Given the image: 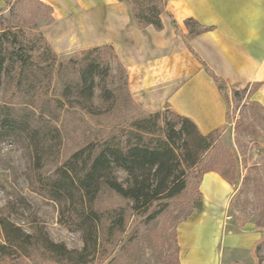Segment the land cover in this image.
Segmentation results:
<instances>
[{
	"label": "trees",
	"instance_id": "1",
	"mask_svg": "<svg viewBox=\"0 0 264 264\" xmlns=\"http://www.w3.org/2000/svg\"><path fill=\"white\" fill-rule=\"evenodd\" d=\"M129 1L140 27L162 28L161 14L168 0H161L159 5L155 0ZM185 24L197 25L192 19H186ZM8 35L0 32V164L3 144H18L29 161L31 191L58 204L60 221L80 231L83 246L68 248L42 229L26 231L0 212V261L38 252L58 264H88L100 245L104 223L94 207L100 192L110 189L131 199L134 210L143 211L154 200L180 195L186 189V172L198 166L218 129L203 134L191 119L165 105L162 110L131 120L118 134L98 143L89 142L60 160L61 130L51 121L57 110L74 104L90 115H101L113 107L116 93L122 90L106 88L108 62L101 63L97 56L102 49L112 48L96 46L59 60L47 42L40 48L25 49L16 35L12 40ZM42 40L40 36L38 41ZM211 77L220 88L221 79L213 73ZM97 100L106 106L96 105ZM218 163L223 167L219 175L233 184L231 161L223 157ZM117 170L126 173L123 181L118 179ZM217 170L205 169L198 177ZM126 222L124 208H113L110 231H123Z\"/></svg>",
	"mask_w": 264,
	"mask_h": 264
},
{
	"label": "rangeland",
	"instance_id": "2",
	"mask_svg": "<svg viewBox=\"0 0 264 264\" xmlns=\"http://www.w3.org/2000/svg\"><path fill=\"white\" fill-rule=\"evenodd\" d=\"M118 1L128 5L129 16L137 23L130 1ZM71 2L72 0H5L0 11V32L10 33L8 36L11 40L16 35L25 49L40 48L43 42H47L57 59L65 60L76 57L84 49L96 46L112 48L102 49L97 56L101 63L108 62L106 88L115 86L122 90L116 93L113 107L101 115H90L74 104L57 110V116L51 121L61 130L60 160L66 159L89 142L98 143L118 134L120 129L128 127L131 120L152 113L131 95L127 68L113 43L94 46L89 41L90 6L84 2L72 9ZM155 2L159 5L161 0ZM161 15L167 22H174L167 9ZM187 26L192 32L199 30L197 25ZM149 35L151 37L153 33L145 31L144 36ZM40 36L42 41H38ZM255 88L252 85L235 89L225 82L221 83L220 93L226 103V122L214 133L213 145L202 155L198 166L186 172V189L180 195L154 200L149 209L143 211L134 210L131 199L123 198L110 189L100 192L94 207L102 214L104 223L99 233L100 245L88 264H179L178 228L196 212L199 205V173L215 168L219 169L218 172H212L219 174L223 167H219L218 161L223 160V157L233 164L234 174L232 190L226 197V206L222 210L220 227L226 231L251 223L261 234L255 245V264H264V110L251 99ZM96 93L99 94V91ZM99 102L97 100L95 104L102 108L106 106V103ZM2 159L0 212L8 215L26 231L42 229L52 240L62 242L68 248L80 249L83 246L81 233L70 227L68 222L60 221L58 204L31 191V172L25 151L18 144L5 143L2 146ZM47 168L48 166L43 170ZM116 175L120 181L126 177L122 170H117ZM116 207L124 208L127 214V222L121 232L110 231L108 228L111 211ZM0 264L58 263L33 252L28 257L13 255L1 260Z\"/></svg>",
	"mask_w": 264,
	"mask_h": 264
},
{
	"label": "crops",
	"instance_id": "3",
	"mask_svg": "<svg viewBox=\"0 0 264 264\" xmlns=\"http://www.w3.org/2000/svg\"><path fill=\"white\" fill-rule=\"evenodd\" d=\"M84 2L89 41L118 49L131 95L147 111L167 105L203 134L219 129L226 103L211 73L235 89L255 85L251 99L264 110V0H168L174 22L161 15V29L140 27L118 0H72V9ZM186 19L199 30L191 34ZM200 190L196 212L178 228L179 264H255L260 232L251 223L220 227L231 184L209 171Z\"/></svg>",
	"mask_w": 264,
	"mask_h": 264
},
{
	"label": "bare ground",
	"instance_id": "4",
	"mask_svg": "<svg viewBox=\"0 0 264 264\" xmlns=\"http://www.w3.org/2000/svg\"><path fill=\"white\" fill-rule=\"evenodd\" d=\"M208 188L211 189V190L213 189V188H211V186H208Z\"/></svg>",
	"mask_w": 264,
	"mask_h": 264
}]
</instances>
